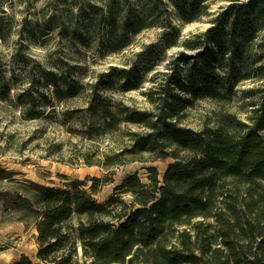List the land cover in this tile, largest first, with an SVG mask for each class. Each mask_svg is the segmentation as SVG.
Segmentation results:
<instances>
[{"label":"trees","instance_id":"obj_1","mask_svg":"<svg viewBox=\"0 0 264 264\" xmlns=\"http://www.w3.org/2000/svg\"><path fill=\"white\" fill-rule=\"evenodd\" d=\"M46 4L53 10L45 19L44 39L57 31L84 41L90 32L104 48L118 52L141 30L153 27L160 31L159 44H144L142 54L182 48L170 79L147 91L154 110L123 105L111 90L112 78L103 83L101 75L90 84L55 83L50 92L39 93L41 105L22 103L26 118L46 116L50 110L46 113L43 104L82 93L87 101L79 112L86 119L78 132L96 138L122 124H136L140 129L127 131L131 146L126 150L173 159L162 178L152 165L147 166L148 181L136 172L122 178L115 190L130 193L127 200L120 194L104 201L92 196L108 182L105 177L64 187L25 179L20 191L0 190L4 211L21 221L30 219L37 231V261L22 255L7 264H264V0H231L204 31L181 44L174 17L185 23L200 20L209 0ZM66 6L73 18L63 14ZM118 74L129 77L127 69ZM248 79L262 80L263 89L260 104L246 119L217 110L198 129L182 125L184 110L194 100L227 101ZM74 113L66 110L64 119L74 120ZM5 173L0 168V178L10 176Z\"/></svg>","mask_w":264,"mask_h":264},{"label":"rangeland","instance_id":"obj_2","mask_svg":"<svg viewBox=\"0 0 264 264\" xmlns=\"http://www.w3.org/2000/svg\"><path fill=\"white\" fill-rule=\"evenodd\" d=\"M230 1L209 0L207 13L195 22L185 23L175 16L181 31L179 44L195 32L204 31L215 14ZM47 2L0 0V168L10 175L0 178V190L20 191L21 181L25 179L64 187L71 181L105 177L108 182L97 193L91 192L95 199L104 201L113 194L130 199V193L115 190L122 178L136 172L139 178L148 181L147 166L150 165L158 168V177L162 178L161 174L173 159L154 158L156 152L134 154L126 150L131 146L127 131L138 130L139 126L125 123L118 131L88 138L76 130L84 126L82 120L86 119L84 113L79 112L87 101L84 94L77 93L51 106L43 104L46 113L50 110L48 115L32 119L24 115L22 103L41 105L39 93L50 92L55 83L90 84L103 77V83L112 78L110 82L115 85L111 90L123 105L154 110L147 91L154 83L170 79L176 61L173 59L182 47H169L164 54H159L158 50L152 56L142 54L144 44H159L160 31L153 27L141 30L118 52L104 48L99 37L90 32L84 35V41L70 34H57V31L50 32L51 35L44 39L41 34L45 19L53 10ZM63 14L73 18L67 6L63 7ZM123 69H127L129 77L118 74ZM261 82L259 79L241 81L227 101L197 98L185 108L182 125L198 129L211 121L217 110L230 111L246 119L252 108L261 102ZM251 90L256 91L252 94ZM66 110L75 111L74 120L64 119ZM114 155L117 156L109 163L108 158ZM80 186L91 191L87 184ZM36 234L30 219L18 220L15 214L4 211L0 202V264L22 255L36 262Z\"/></svg>","mask_w":264,"mask_h":264}]
</instances>
